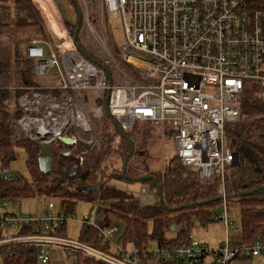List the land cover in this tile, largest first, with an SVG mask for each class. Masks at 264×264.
I'll list each match as a JSON object with an SVG mask.
<instances>
[{"label": "built area", "instance_id": "1", "mask_svg": "<svg viewBox=\"0 0 264 264\" xmlns=\"http://www.w3.org/2000/svg\"><path fill=\"white\" fill-rule=\"evenodd\" d=\"M1 6L0 1V17L5 11ZM99 8L123 22L126 45L119 58L134 71V79L121 81L118 59L109 49L99 58L76 47L70 37L29 39L18 46L17 54L31 61L36 76L54 70L60 84L47 90L29 86L15 102L8 99L12 130L19 139L37 142H53L59 135L75 137L81 143L80 162L88 149L76 126L85 115L81 105L97 104L103 114L107 104L111 117L126 132L139 121L151 124L165 138L171 132L182 163L197 170L204 184L219 181L224 195L225 171L238 160L227 125L240 120L247 90H256L264 100V0H99ZM67 39L71 45H66ZM1 43L0 36V64ZM3 88L0 66V98ZM48 126V132L42 133ZM3 175L0 171V179ZM149 190L148 184H141L142 198ZM53 207L50 202L40 233L0 239V247L11 242L35 245L40 264L50 262L55 248L67 256L81 253L104 264H152L149 259L156 264H199L210 253L217 255L214 264L254 259L264 264L261 238L242 245L227 231L215 248L194 236L179 246L124 247L114 241L117 226L102 228L96 216L92 220L85 215L83 222L103 236L104 246L96 247L51 233L76 218L64 210L54 216ZM12 218L6 216L4 221ZM16 218L19 224L38 221L25 215ZM214 219L229 230L233 226L226 200ZM168 227L182 229L175 219Z\"/></svg>", "mask_w": 264, "mask_h": 264}, {"label": "trees", "instance_id": "2", "mask_svg": "<svg viewBox=\"0 0 264 264\" xmlns=\"http://www.w3.org/2000/svg\"><path fill=\"white\" fill-rule=\"evenodd\" d=\"M0 1L1 7L5 10L0 17V36L3 34V25H8L10 13L7 8L16 9L15 16L10 19V21L14 20L15 24L42 27L39 13L32 0H12V3L10 0ZM38 39L44 38L38 37ZM17 72L20 73L19 78L24 84L40 86L32 79V76L36 77L33 68L31 70L20 68ZM2 84L4 86L3 82ZM4 88L0 98V168L4 171L16 158L15 147L23 146L28 153L27 165L30 169V178L14 177L4 171L0 179V200L45 194L49 197H58L61 209L66 214L73 212L78 200H91L98 204L96 220L102 228L115 225L113 218L117 217L124 224L123 234L118 242L124 247L131 245L141 249L151 248L150 243H156L157 246H179L188 243L195 225L192 220L194 215L203 224L215 221V206L222 203V200H218L220 182L204 184L198 171L182 163L177 155L171 158L164 168H152L150 163L153 157L148 151V143L154 129L151 124L144 126L134 136L130 132L127 133L134 143L135 152L128 161L125 172H123L124 160L130 150V144L114 124H111V129L105 125L103 131L99 133V137L103 139L102 149L95 154L93 160L94 165L100 167V175L98 182L89 185L90 189L73 188L72 185L60 181V177H54L49 173L43 174L37 159L39 143L29 138L12 139L14 132L11 128V112L5 107ZM42 89L47 90L45 87ZM240 113L242 115L240 120L227 125L230 146L238 154V160L225 171V193L231 196L226 199L227 205H235L239 209L240 232L239 235L234 234V236L239 244L245 245L259 238L264 240V100L256 90H247L243 94ZM104 114L106 116L105 111ZM117 157L122 163L116 171L114 160ZM125 175L128 178L155 176L161 187V195L156 192L153 180L144 181L154 191L157 199L151 204L142 203L132 193L115 184V181L131 182L125 178ZM71 179L75 180L76 177ZM112 181L115 183H111ZM252 190L255 192L234 196ZM6 216L13 217L15 214L0 211V239L6 237L3 233V225L11 224L4 221ZM173 219L177 220L182 229L176 236L168 237V223ZM40 232L41 222L29 221L20 223L15 235L23 236ZM51 233L67 236L66 223L56 227ZM78 239L96 247L104 246L100 230L86 222L80 229ZM0 255L3 258L2 264H39L37 247L28 243L11 242L3 245L0 247ZM75 256V264H104L81 253Z\"/></svg>", "mask_w": 264, "mask_h": 264}, {"label": "rangeland", "instance_id": "3", "mask_svg": "<svg viewBox=\"0 0 264 264\" xmlns=\"http://www.w3.org/2000/svg\"><path fill=\"white\" fill-rule=\"evenodd\" d=\"M12 3V0H10ZM32 3L39 13L42 27L37 25H25L20 26L15 24L14 20L10 21L11 18L15 16L16 9L7 8L10 17L8 20V25H3L2 31V46H1V78L4 83L5 89V107L11 111V108L7 106V100L11 99L16 101L17 97L25 90L29 84H24L20 80V73L17 72L18 69L31 70L32 63L30 60L20 57L17 54L18 46L23 42H26L32 38H44L50 39V36L54 40H59V33L56 31V24L51 21L50 14L53 15L54 20L57 22V26L67 31L73 38L74 33L78 26L80 27L78 31V42L80 47L88 55L92 57L102 58L106 50H111L113 55L118 59L120 72L122 73L121 81H132L134 79V71L125 64L123 61H120L119 50H122L126 45V36L124 31L123 22L119 18H114L99 8V0H32ZM13 8V6H12ZM48 11V13H47ZM81 22L79 23V19ZM53 19V18H52ZM52 27V30H50ZM53 32V33H52ZM68 36V35H67ZM66 37V36H65ZM21 46V45H20ZM142 56H145L144 53H141ZM33 81L39 83L41 87L48 88L50 86H55L60 84V79L55 74L54 70L50 72L47 76L34 77L32 76ZM35 79V80H34ZM99 102L98 104H100ZM97 104L90 103L89 105L84 102L81 105L86 120L90 125V133L93 138L94 145L88 150L83 160L79 162L78 155L81 151V143L76 145L68 146L64 145L57 140L53 141L54 151H55V167L49 173L54 177H60L63 183L72 185L73 188L81 187L80 184L69 177L68 171H61V164L67 163V169L73 170L78 169L79 173L85 172L84 170H90L85 182L83 184L92 185L98 182L100 175V167L95 166L93 163L94 156L102 149L103 139L99 137L107 125L110 129L112 128L111 119L108 115L99 114ZM144 126H148L147 123L137 122L132 129V136L139 133ZM154 128V127H153ZM82 134V138H86V134L82 129L78 130ZM14 132V131H13ZM167 138L162 136V133L157 131L155 128L152 131V136L150 142L148 143V151L153 157V161L150 163V166L154 169L164 168L171 158L176 155L175 142L171 138V132L167 133ZM13 140L19 139L17 134L13 133ZM67 153L69 157L65 160L62 153ZM16 158L13 159L7 168L4 169L9 175L14 177L22 176L30 178V169L27 165L28 153L23 146L15 147ZM151 160V158H150ZM121 160L117 157L115 162L116 171L117 167L121 166ZM1 167V162H0ZM0 171L1 168H0ZM116 182V183H115ZM112 181L117 186L122 187L123 189L132 193L139 200L142 199L140 195L141 182H127V181ZM153 191V190H152ZM154 193V191H153ZM52 202L54 207L52 209V215L57 216L61 209V202L58 197H49L45 194H36L33 196H26L20 199H8L6 201H0V211L3 213H13L16 217L25 215L28 219H38V222L41 220L44 222L49 210L48 205ZM96 207L98 204L87 199H80L76 202L75 208L71 214L75 215L74 220H67L66 222V234L69 238L78 239L80 229L83 225V217L85 215H90L91 219L94 220L96 216ZM231 216L234 220V224L231 227V233L239 235L240 232V216L239 209L235 205H231ZM222 211V205L215 206V212L219 213ZM13 216L11 223H5L3 225V233L5 236H12L17 232L19 222L17 218ZM192 220L198 223L197 216L194 215ZM41 221V223H42ZM114 224L117 226V230L113 235L114 241H118L120 236L123 234L124 224L121 220H118L117 217L113 218ZM197 228V227H195ZM195 230V229H194ZM198 232V233H197ZM196 230L193 232L194 237H202L201 232ZM176 231L169 230L167 232L168 237L176 236ZM206 239L210 241L211 246H217V237L215 232L212 234L206 233ZM151 248L155 249L157 244L150 243ZM131 246V245H127ZM113 248V245H112ZM57 254V255H56ZM76 260L75 254L66 256L65 254L60 257L57 251H52V259L48 264H74ZM217 255H210L207 260L199 264H208L210 261H216Z\"/></svg>", "mask_w": 264, "mask_h": 264}, {"label": "water", "instance_id": "4", "mask_svg": "<svg viewBox=\"0 0 264 264\" xmlns=\"http://www.w3.org/2000/svg\"><path fill=\"white\" fill-rule=\"evenodd\" d=\"M81 22V18L79 19V23ZM80 27L78 26V28L76 29V32L73 35V41L74 44L76 45V47H79V43H78V31H79ZM105 113L106 115H108V117L111 119L112 123L114 124V126H116V128L119 130V133L129 142L130 144V150L128 152V155L125 157L124 160V166H123V172L126 171V166L128 164V161L130 160V158L132 157V155L135 152V148H134V143L132 141V139L130 138V136L124 132L121 127L117 124V122L111 117L110 113H109V109H108V105H105ZM57 141L64 144V145H68V146H72V145H76L77 144V139L69 136V135H59L57 137ZM139 153V152H137ZM38 165H39V169L43 174L46 173H50L54 167H55V151H54V144L50 143V142H42L39 144V153H38ZM70 174L75 175V170H71L68 171ZM90 173V170L85 171L82 175H81V180H85L88 176V174ZM125 178L127 179L128 176L125 175ZM131 182H144V181H148V180H153L155 183V190L156 192L161 195V187L158 183V179L153 176V175H144L141 177H137V178H128ZM82 189H90L89 185L86 186H82ZM255 192V190L252 191H246V192H241L239 194H235L234 196H241V195H246V194H251ZM231 196L229 195H220L218 197V200H222L223 198L229 199ZM194 206V205H192Z\"/></svg>", "mask_w": 264, "mask_h": 264}, {"label": "bare ground", "instance_id": "5", "mask_svg": "<svg viewBox=\"0 0 264 264\" xmlns=\"http://www.w3.org/2000/svg\"><path fill=\"white\" fill-rule=\"evenodd\" d=\"M45 3H46V0H45ZM47 13H48V11H47ZM49 15H50V20L52 21L53 20V22L56 24V31L59 33V40H57V41H60V40H63V39H65V38H68V37H70L71 38V36H70V34L69 33H67V35H66V30L64 29V31L62 30V28H59L57 25V22H56V20H54V17H53V15L52 14H50L49 13ZM53 18V19H52ZM50 30H52V27H51V29ZM53 33V32H52ZM66 36V37H65ZM72 39V41H73V38H71ZM47 40H54L53 38H52V36H50V39H47ZM65 42H66V45H71V40L70 39H67V40H65ZM73 43H74V41H73ZM75 45V44H74ZM76 46V45H75ZM79 48H81L80 47V44H79ZM105 68V70L109 73L110 71H109V69L108 68H106V67H104ZM37 77V76H36ZM34 86H36V85H34ZM41 87V86H40ZM41 88H44V87H41ZM49 88V87H48ZM48 88H46V89H48ZM25 90H26V88H25ZM106 105V104H105ZM104 110H105V106H104ZM76 126H80V128L84 131V133L86 134V138L84 139L85 140V143H86V145H84L85 147L87 146V148L89 149L95 142H93V138H92V136H91V133H90V125H89V123L87 122V120H86V117H85V115H83L82 114V117H81V119L78 121V123L76 124ZM62 127V126H61ZM61 127H59V128H61ZM11 128H12V126H11ZM58 128V129H59ZM50 129V126H48V127H46V129H45V131H43L42 133H45V132H48V130ZM58 129H56L55 130V132L58 130ZM122 129V128H121ZM123 130V129H122ZM124 131V130H123ZM124 132H126V131H124ZM126 133H128V132H126ZM75 138V137H74ZM57 140V139H56ZM39 144L40 143H42V142H38ZM50 143H52V142H50ZM78 143H80L78 140H77V144ZM84 143V142H83ZM87 149V150H88ZM87 150H85L84 151V155L86 154V152H87ZM177 155V154H176ZM82 159V158H81ZM4 172V171H3ZM142 183H145V182H141V184ZM145 184H147V183H145ZM149 186V185H148ZM149 188H150V190H149V192L148 193H146L144 196H143V198H142V203H144V204H151V203H154L155 202V193H153V191H152V189H151V187L149 186ZM220 195H223L222 193H221V191H220ZM224 195H226V193L224 194ZM223 200H226V198H223L222 199V203H223ZM222 203H221V205H222ZM227 203V202H226ZM228 206V205H227ZM231 206H228V208L230 209V213H231V208H230ZM1 213H3V212H1ZM216 214H218V213H216ZM9 217H11V216H9ZM16 217V216H15ZM215 218V217H214ZM11 222V221H10ZM12 224V223H11ZM113 226V225H112ZM116 226V225H115ZM170 230V229H169ZM171 231H175V230H171ZM176 232H178V231H176ZM12 236H16L15 235V233L12 235ZM6 237H8V236H6ZM5 237V238H6ZM10 237V236H9ZM191 237H192V235H191ZM117 243H119L118 241H116ZM156 248H158L157 246H156ZM206 257V256H205ZM150 261H151V263L152 264H156L155 262H154V260H152V259H149ZM39 263V262H38ZM40 264V263H39Z\"/></svg>", "mask_w": 264, "mask_h": 264}, {"label": "crops", "instance_id": "6", "mask_svg": "<svg viewBox=\"0 0 264 264\" xmlns=\"http://www.w3.org/2000/svg\"><path fill=\"white\" fill-rule=\"evenodd\" d=\"M154 195H155V201H156V199H157L156 194H154ZM195 227H197V228H195ZM194 229L196 230V232L197 231L201 232L202 237H200V238L197 237V238L200 239L206 245L210 246L211 248H215V247L211 246L210 241H208L206 239V237H207L206 233L210 232L211 237H212V234L215 232L216 237H217V245H218V243H220L223 240V238L225 237V234L227 233V231L230 233L232 232L231 228L229 230V228L226 227V225L222 221H216V220L215 221L213 220V221L208 222L206 224H203L200 221L198 223L195 222L194 228L192 229V232H191L192 235H193V232L195 231ZM232 234L234 235V233H232ZM53 251H57L59 253L60 257H62L64 255V253L60 249L55 248ZM213 254L214 253H210V254L206 255L203 262H205L207 260V258ZM51 259H52V256H51ZM75 262H76V260H75ZM211 262H213V261H210L208 264H210ZM231 264H262V263L258 259H254V260L233 261V263H231Z\"/></svg>", "mask_w": 264, "mask_h": 264}, {"label": "flooded vegetation", "instance_id": "7", "mask_svg": "<svg viewBox=\"0 0 264 264\" xmlns=\"http://www.w3.org/2000/svg\"><path fill=\"white\" fill-rule=\"evenodd\" d=\"M61 155H63L64 156V158H65V160L69 157V155L65 152V153H62ZM78 159V158H77ZM67 167V163L65 162L63 165L61 164V171H71L70 169H67L66 168ZM73 170H75L76 172H75V175H73V174H70L69 173V177H76V181L80 184V186L82 187V186H86L87 184H83L84 182H85V180H81L80 178H81V175L84 173H79V167H78V169L76 168V169H73ZM84 171H87V170H84Z\"/></svg>", "mask_w": 264, "mask_h": 264}]
</instances>
